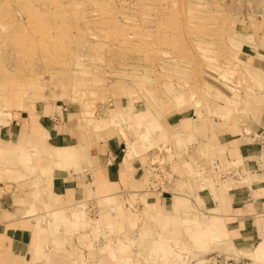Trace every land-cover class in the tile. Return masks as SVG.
I'll return each mask as SVG.
<instances>
[{"label": "rangeland", "instance_id": "374dc122", "mask_svg": "<svg viewBox=\"0 0 264 264\" xmlns=\"http://www.w3.org/2000/svg\"><path fill=\"white\" fill-rule=\"evenodd\" d=\"M36 101L76 110L88 136L124 132L127 155L132 141L141 144L133 155L143 163L162 148L178 191L171 189L162 213H151L141 172L129 189L111 186L108 199L94 190L68 201L53 189L54 171L82 173L83 155L58 164L50 149L20 157L0 151V210L25 215L44 232L33 264H198L216 256L217 264H264L255 255L260 242L246 252L228 237L198 236L217 214L201 189L219 199L237 163L215 140L164 125L166 117L194 113L202 135L211 116L240 124L255 118L252 105L264 104V0H0V124L28 114ZM118 108L119 125L98 122ZM142 113L156 116L159 129L132 122ZM214 160L217 174L208 167ZM195 178L203 184L192 188ZM161 239L179 256L163 257L153 246Z\"/></svg>", "mask_w": 264, "mask_h": 264}, {"label": "crops", "instance_id": "0c3cea01", "mask_svg": "<svg viewBox=\"0 0 264 264\" xmlns=\"http://www.w3.org/2000/svg\"><path fill=\"white\" fill-rule=\"evenodd\" d=\"M55 107L60 109L36 101L28 114L21 113L19 117L0 124V151L20 157L27 155L28 148L50 149L54 162L58 164L75 163L83 155L82 173L54 171L53 189L68 201L94 193V190L101 196L110 197L107 192L111 186H118L120 193L129 189L131 179H139L144 163L131 150L127 155L124 138L119 133L98 139L93 132L88 136L76 110L62 105ZM122 109L119 110L124 113ZM252 109L257 115L245 124L224 123L211 116L212 122L207 124L202 135L194 113L166 117L164 121L165 128L173 133L192 132L197 133L199 141L215 140L213 146L224 151L226 160L237 163L228 176L234 180L219 194V199L205 188L200 193L205 205H217V214L210 219L217 220V231H225L233 247L246 252L253 250L259 242L264 245V104L252 105ZM194 157L197 161V156ZM195 180L197 184L191 182L192 188L203 184L198 178ZM172 188L178 191L175 184ZM147 192L149 202L145 208L153 214L162 213L174 194ZM2 206L0 200V208ZM76 213L79 216L82 212ZM17 214L0 210V264L22 261L23 264H33L41 258L43 229L37 224L34 230L27 216Z\"/></svg>", "mask_w": 264, "mask_h": 264}, {"label": "bare ground", "instance_id": "6f19581e", "mask_svg": "<svg viewBox=\"0 0 264 264\" xmlns=\"http://www.w3.org/2000/svg\"><path fill=\"white\" fill-rule=\"evenodd\" d=\"M178 2V1H177ZM179 3V2H178ZM220 106V105H219ZM219 106H217V108H219ZM133 105L130 106V109L133 110ZM216 108V107H215ZM229 109V108H226ZM123 116V113L121 112V110L116 109L113 111H110L107 115V117L105 118H101L98 122H100L103 126H106L108 124H113V125H119L120 124V119ZM132 122L135 124H139V125H143L145 127H149L150 131L152 132V129H159L160 124L159 121L157 120L156 116H154L153 114H149V113H142L141 116L139 117L138 115L132 117ZM144 127V128H145ZM118 129V126H117ZM147 129V128H146ZM134 130V129H133ZM120 131V129L118 130ZM245 131V130H244ZM150 132V133H151ZM136 133L140 136V138H143V132H139L136 131ZM122 135V134H121ZM149 135V134H148ZM187 135V134H186ZM189 136V135H188ZM123 138H124V142H129V140L127 139L126 135L123 132ZM188 138V137H187ZM189 139V138H188ZM141 142V141H140ZM132 147H131V151L134 152L136 154V152L138 153L139 150L141 151V144H137L136 142L131 143ZM210 146V144H209ZM139 154V153H138ZM107 199L110 197H106ZM104 198V199H106ZM145 214V213H144ZM75 216H78V213H75ZM216 226V223L214 222V220L208 221V223H206L203 228H199L197 229V234L198 236L200 235V238H213L215 239H223L228 237V234L225 231H216L214 230ZM192 231V230H191ZM198 240V239H197ZM205 240V239H204ZM207 241V240H206ZM173 244V243H172ZM153 246L156 247L157 250H159L162 254L163 257H167L169 256H179L177 253L174 252V249L170 246V244L168 243L167 240L161 239V240H155L153 242ZM121 246H117V248L119 249ZM259 253H256L255 255H257V257L259 259L264 258V245L263 246H259L258 250ZM115 252V251H114ZM251 254V253H250ZM108 255V254H107ZM106 255V256H107ZM108 257H113V253L109 252ZM254 255V256H255ZM105 256V255H104ZM110 259V258H109ZM202 261V260H200ZM197 263V262H196ZM200 263V262H199ZM198 263V264H199Z\"/></svg>", "mask_w": 264, "mask_h": 264}, {"label": "built area", "instance_id": "2783aa9c", "mask_svg": "<svg viewBox=\"0 0 264 264\" xmlns=\"http://www.w3.org/2000/svg\"><path fill=\"white\" fill-rule=\"evenodd\" d=\"M166 158V152L162 148L156 149L148 155L141 172H144V175L147 179L146 191H149L156 195L168 194L171 195L174 192L171 191L172 185L176 180V175L170 169L167 161L164 162L162 159ZM210 169L217 174V160H214V163H211ZM206 167V169L208 168ZM217 257H211L206 259L199 264H217ZM220 264H253L250 259H240L234 260L232 258H223L220 261Z\"/></svg>", "mask_w": 264, "mask_h": 264}]
</instances>
